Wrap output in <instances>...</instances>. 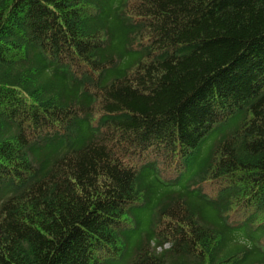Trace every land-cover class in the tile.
<instances>
[{"label":"trees","instance_id":"16d2710c","mask_svg":"<svg viewBox=\"0 0 264 264\" xmlns=\"http://www.w3.org/2000/svg\"><path fill=\"white\" fill-rule=\"evenodd\" d=\"M124 257L264 264V0H0V264Z\"/></svg>","mask_w":264,"mask_h":264},{"label":"rangeland","instance_id":"374dc122","mask_svg":"<svg viewBox=\"0 0 264 264\" xmlns=\"http://www.w3.org/2000/svg\"><path fill=\"white\" fill-rule=\"evenodd\" d=\"M153 178L154 177L150 178L151 185H149L150 189H151V192H152L153 199L156 198L159 194H161L162 190H172L173 188H175L174 186L161 185L159 182L155 181ZM176 188H177V190L179 189L178 187H176ZM154 201H153V203L151 205H149L146 208L140 210L139 212H137V215L134 216L135 220H139V221H141L143 223L142 227H144V222L147 221V219L149 218L150 213L152 211V208H154Z\"/></svg>","mask_w":264,"mask_h":264}]
</instances>
